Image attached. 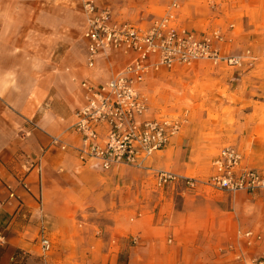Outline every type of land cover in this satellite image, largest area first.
I'll return each mask as SVG.
<instances>
[{
    "label": "crops",
    "instance_id": "obj_1",
    "mask_svg": "<svg viewBox=\"0 0 264 264\" xmlns=\"http://www.w3.org/2000/svg\"><path fill=\"white\" fill-rule=\"evenodd\" d=\"M59 1L0 0V264H249L264 250V239L247 245L239 234L264 236V192L225 193L217 201L202 190L157 187L144 169L103 170L95 160L81 162L72 149L50 145L52 137L78 144L71 124L84 102L81 83H103L127 61L110 51L87 67L80 4L63 0L78 12L75 23V13L51 8ZM170 1L94 3L109 6L113 21L144 26ZM179 2L180 27L223 30L231 22L243 36L257 35L264 22V0ZM210 70L214 102L207 108L232 120L213 128L214 140L234 143L264 172L262 81L243 70ZM185 134L155 152L148 165L185 175L195 156L185 148ZM43 236L51 242L47 254L40 248Z\"/></svg>",
    "mask_w": 264,
    "mask_h": 264
},
{
    "label": "built area",
    "instance_id": "obj_2",
    "mask_svg": "<svg viewBox=\"0 0 264 264\" xmlns=\"http://www.w3.org/2000/svg\"><path fill=\"white\" fill-rule=\"evenodd\" d=\"M85 18L81 33L87 52L86 65L93 68L97 57L118 52L127 57L122 68L107 81L81 83L84 102L76 110L71 129L78 135L76 145L52 137L50 145L72 149L81 162L95 160L103 170L115 166L144 169L158 186L182 182L187 191L198 185L227 193L264 192V172L250 165L234 145L222 147L212 159V172L206 179L152 168L148 161L163 150L181 130L183 120L165 115L147 114L149 104L143 86L149 77L189 67L204 60L214 67L240 65L241 56L221 52L223 34L219 29L196 30L176 23L179 0H171L162 16L147 25L112 20L111 8L98 9L94 0H76ZM232 26V25H230ZM33 126V121H29ZM239 237L245 244L261 242V232L245 230ZM43 254L51 249L48 237L40 238ZM249 264H264V250Z\"/></svg>",
    "mask_w": 264,
    "mask_h": 264
},
{
    "label": "rangeland",
    "instance_id": "obj_3",
    "mask_svg": "<svg viewBox=\"0 0 264 264\" xmlns=\"http://www.w3.org/2000/svg\"><path fill=\"white\" fill-rule=\"evenodd\" d=\"M48 5L50 3L46 5V8ZM213 5H216V3L213 2ZM51 8L56 10L60 8V13H75V15H72L73 22L76 23L78 21V12L74 11L66 1L60 0L58 3L53 4ZM79 9L81 10V7L78 5ZM226 27L223 30L214 26L207 29H219L223 34L224 39L220 43L222 53L241 56L242 58L240 65L234 67L221 66L219 69L221 71L230 69L235 73L244 71L245 73L257 75L262 81L260 84L261 91L264 95V22L261 25L262 28L260 26L258 27L260 32L257 35L256 33L252 35H240L242 33L240 25L238 26L235 23L229 22ZM226 29H233L234 32L228 34ZM73 32L72 37L77 42L79 39V30L73 28ZM210 67L217 68L208 66L207 63L202 61H196L189 67H177L170 72H162L149 77L142 89L149 104L148 115H165L183 120V125L178 135L186 133L185 137L190 142L185 148L192 149V153H195L194 158L190 159L192 166L188 167L185 175L198 179H206L211 174L212 159L222 147L226 145H234L237 147V145L228 140H214L216 139L214 132H217L214 129L219 128L221 130L224 128V124L229 125L232 123V120L228 118L230 114L211 113L207 108L214 102V99L208 94L212 85L209 76L213 73ZM262 117L264 118V115ZM210 127L211 130H209ZM198 138L203 139L207 143L205 145H197L199 143ZM210 141L212 142L208 144ZM238 149L241 151L240 148ZM172 163L175 164L174 162ZM172 171L177 173L175 170ZM155 186H165L166 188L172 185L158 186L155 184ZM174 186L184 189L185 185L180 182ZM198 190L204 191H200L202 195H210L212 198L217 199V201H221L222 195L227 193L201 185H198L195 191ZM196 196L200 197L198 195Z\"/></svg>",
    "mask_w": 264,
    "mask_h": 264
}]
</instances>
